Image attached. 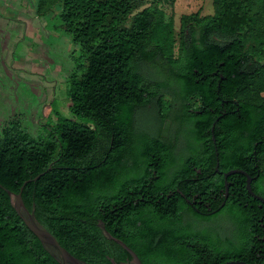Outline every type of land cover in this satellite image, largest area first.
Returning a JSON list of instances; mask_svg holds the SVG:
<instances>
[{
	"label": "trees",
	"instance_id": "obj_1",
	"mask_svg": "<svg viewBox=\"0 0 264 264\" xmlns=\"http://www.w3.org/2000/svg\"><path fill=\"white\" fill-rule=\"evenodd\" d=\"M57 3L60 25L80 51L67 76L70 115L57 113L38 135L14 117L0 130V264H60L4 187H22L26 207L34 203L36 218L88 264L130 257L99 222L143 264L262 262L264 203L249 194L243 173L224 178V171L244 170L264 196V0H214L212 13L181 15L175 54L171 24L154 0L35 6L50 13ZM144 60L161 62L175 84V121L189 125L186 153L175 154L171 135L136 130L139 107L163 106L151 86L166 84L141 72ZM160 115L163 122L168 113ZM224 212L236 216L235 242L190 224ZM185 213L191 221L182 224Z\"/></svg>",
	"mask_w": 264,
	"mask_h": 264
},
{
	"label": "rangeland",
	"instance_id": "obj_2",
	"mask_svg": "<svg viewBox=\"0 0 264 264\" xmlns=\"http://www.w3.org/2000/svg\"><path fill=\"white\" fill-rule=\"evenodd\" d=\"M17 8L22 7L26 3H34L35 0H14ZM158 7L164 12V21L171 24V38L173 39V53L176 52V44L179 36L180 22L179 18L183 14H188L197 11L199 15L212 13L215 9L214 0H154ZM35 5V4H34ZM54 12L48 17L47 28L52 30L50 42L52 57L54 58L53 65H58L61 69L52 73L45 68L37 66L33 70H18L19 79L13 88H9L10 72L5 71L4 88L0 85V117L4 119L3 123L8 122L9 115H13L18 119L23 127L32 135L42 134L45 131V124H51L57 113L70 115L67 110V95L65 82V74L70 72L77 62H80L78 56L80 54L78 45L71 40L69 34L61 27L58 16L60 5H53ZM5 12H2L3 15ZM53 42V43H52ZM141 72L151 81L166 82V84L158 88L152 85L151 89L158 90L163 96V106L158 109V106L153 101L146 106L139 107L135 112L136 130H147L154 132L160 130L164 135H171L175 140V154L186 153L188 144L191 140L187 132L188 124L179 126L175 121L177 102L174 101L173 93L175 84L169 78L167 69L159 61L149 62L142 61L140 63ZM56 85L55 94L47 95L46 92L36 94L32 88L33 85H40L43 89L45 86L52 84ZM60 84L65 87L60 95ZM4 91H3V90ZM264 94V90L260 92ZM15 108L10 111L11 108ZM168 113L166 119L161 122V115ZM132 158L128 157L126 163L130 164ZM264 171V167H263ZM234 213L224 212L213 218L209 222L192 221L190 224L194 229H204L210 234L212 233L215 240H229L235 242L237 239V221ZM191 221L190 214L185 213L182 224Z\"/></svg>",
	"mask_w": 264,
	"mask_h": 264
},
{
	"label": "crops",
	"instance_id": "obj_3",
	"mask_svg": "<svg viewBox=\"0 0 264 264\" xmlns=\"http://www.w3.org/2000/svg\"><path fill=\"white\" fill-rule=\"evenodd\" d=\"M36 0L34 3H26L17 8L14 0H0V85L4 88L5 71L10 72L9 88H13L19 79L18 70H33L35 67L43 65L42 68L57 72L60 67L54 66L50 42L52 30L47 28L48 17L51 13H41L36 10ZM2 12H5L3 15ZM53 43V42H52ZM62 69V67H61ZM60 69V71H61ZM68 73L65 74V82ZM68 84V83H67ZM56 85L45 86L36 84L32 88L37 94L46 92L47 95L55 94ZM60 84V95L65 87ZM67 88V86H66ZM65 88V89H66ZM3 90V89H2ZM4 91V90H3ZM15 108H11L13 111ZM10 117L12 115H9ZM4 119L0 117V130Z\"/></svg>",
	"mask_w": 264,
	"mask_h": 264
},
{
	"label": "water",
	"instance_id": "obj_4",
	"mask_svg": "<svg viewBox=\"0 0 264 264\" xmlns=\"http://www.w3.org/2000/svg\"><path fill=\"white\" fill-rule=\"evenodd\" d=\"M217 165V164H216ZM243 173L246 176V189L248 190L249 194L260 200L264 203V196L255 193L250 185L251 177L242 169L239 168H232L227 171H224V178H226L227 175L231 173ZM36 175V177H38ZM225 183V198L227 197V190L228 186ZM0 186H2L0 184ZM21 188L17 192H14L10 190L9 188L4 187L5 191L9 195L10 203L16 213L20 216V218L23 220L24 224L27 226L29 230H31L34 235L39 239L41 245L43 248L60 264H88L87 261L84 259L74 255L71 253L67 248H65L63 245L60 244V242L57 240L55 235L51 233L35 216L34 214V203H32L31 209H28L26 205L24 204L22 197H21ZM224 204V200L221 202V205ZM99 227L101 228L103 234L115 240L118 242L124 249L127 250L130 257L121 260V261H115L113 257L108 256L109 260L112 264H143L138 254L130 247L128 246L122 239L113 236L104 226L103 222L98 223ZM221 264H252L250 262H247L242 259H227L223 261ZM258 264H264V259L262 262Z\"/></svg>",
	"mask_w": 264,
	"mask_h": 264
},
{
	"label": "flooded vegetation",
	"instance_id": "obj_5",
	"mask_svg": "<svg viewBox=\"0 0 264 264\" xmlns=\"http://www.w3.org/2000/svg\"><path fill=\"white\" fill-rule=\"evenodd\" d=\"M11 118H13V115L8 119V120H10ZM4 124V123H3ZM3 126V125H2ZM2 128V127H1ZM257 199V198H256ZM258 200V199H257ZM258 201H260V200H258ZM191 202V203H190ZM189 202V204H191V205H195V201H190ZM225 203V202H224ZM224 205V204H223ZM223 205H221V206H223ZM259 205H261V204H259ZM200 208V211L201 212H206L207 214H213V213H215V212H217V211H219V209H216V210H214V211H209V210H203L201 207H199Z\"/></svg>",
	"mask_w": 264,
	"mask_h": 264
}]
</instances>
